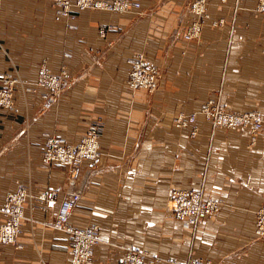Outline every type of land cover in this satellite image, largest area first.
Segmentation results:
<instances>
[{
	"label": "crops",
	"instance_id": "crops-1",
	"mask_svg": "<svg viewBox=\"0 0 264 264\" xmlns=\"http://www.w3.org/2000/svg\"><path fill=\"white\" fill-rule=\"evenodd\" d=\"M122 13L86 10L67 27L48 0H0V72L34 88L39 68L66 70L69 88L51 108L16 86L12 110L0 109V223L8 195L32 197L16 245L0 242V264H67L69 236L50 226L58 202L79 190L76 227L96 224L92 264H120L128 248L206 264H264L255 212L264 199V123L251 140L246 128H216L199 113L209 99L264 118V21L256 0H207L201 36L185 40L192 0H139ZM110 24L106 38L98 28ZM138 54L158 67L153 92L130 86ZM196 113L180 128L178 114ZM98 127L100 157L71 182L68 168L46 162L43 143L57 135L77 144ZM197 129L191 136L192 128ZM198 189L221 206L216 216L185 228L172 213L175 190Z\"/></svg>",
	"mask_w": 264,
	"mask_h": 264
},
{
	"label": "built area",
	"instance_id": "built-area-1",
	"mask_svg": "<svg viewBox=\"0 0 264 264\" xmlns=\"http://www.w3.org/2000/svg\"><path fill=\"white\" fill-rule=\"evenodd\" d=\"M51 9L58 18L66 21L70 27V20L75 18V13L86 10H102L110 13H122L138 10L141 7L139 0H48ZM254 11L264 21V0H256ZM188 12L192 15L183 33L185 40L199 38L204 24L208 21L207 0H192L188 5ZM112 25H101L98 28L99 38H106ZM264 55V45L262 47ZM160 72L157 66L149 64L138 54L130 62L128 82L134 89L142 88L153 92L159 82ZM35 87L29 88L19 76H10L0 72V109L12 110L15 101L16 86L26 93H37L43 101L44 109L54 106L59 98L69 88V79L66 70L61 68L51 70L43 64L35 77ZM205 122L216 128L237 129L246 128L254 141L256 135L262 130L264 118L259 110L236 111L224 106L218 100L209 99L204 102L199 110ZM196 113L178 114L174 116L173 123L180 128L195 123ZM197 129L191 130L195 136ZM43 158L46 162H58L70 168V179L74 182L81 174L85 162H94L100 157L98 144V127L91 125L86 135L77 144H69L63 136H47L43 143ZM31 195L23 189L16 190L8 195L6 206L8 218L0 223V242L16 244L20 233L21 222L24 219L23 205L31 200ZM39 199L45 201L46 208H55V214L50 226L65 232L70 239V247L66 255L67 264H91L95 249L100 243V229L96 224L85 227H76L71 223V215L81 199L79 190L68 192L56 204L51 193H41ZM172 213L185 228L196 226L220 210L221 201L206 196L201 190L184 189L175 190L171 195ZM257 234H264V201L256 211ZM123 264H179L152 257L146 252H130ZM183 264H206L201 259H191Z\"/></svg>",
	"mask_w": 264,
	"mask_h": 264
},
{
	"label": "rangeland",
	"instance_id": "rangeland-1",
	"mask_svg": "<svg viewBox=\"0 0 264 264\" xmlns=\"http://www.w3.org/2000/svg\"><path fill=\"white\" fill-rule=\"evenodd\" d=\"M68 168V167H67ZM68 170H69V174H70V168H68ZM72 182V181H71ZM193 190H198V189H193ZM202 191V190H201ZM203 192V191H202ZM204 193V192H203ZM172 195V194H171ZM207 196V195H206ZM209 197V196H208ZM215 200H219V199H215ZM263 201H264V199H263ZM257 211V210H256ZM218 213H219V211H218ZM217 212L215 213V214H213L212 216H210V217H213V216H216L217 214H218ZM174 215V214H173ZM175 216V215H174ZM210 217H208V218H210ZM177 218V217H176ZM178 219V218H177ZM205 219H207V218H205ZM204 219V220H205ZM203 221V220H202ZM199 223V222H198ZM90 225V224H89ZM98 226V225H97ZM99 227V226H98ZM192 227H194V226H192ZM100 229V228H99ZM255 235H256V239L257 240H264V234L262 235V236H260V235H258L257 234V224H256V212H255ZM100 241H101V239H100ZM2 243H4V242H2ZM4 244H8V243H4ZM100 244V243H99ZM99 244H98V246H99ZM13 245H16V244H13ZM16 246H18V244L16 245ZM96 250V249H95ZM134 251H137V252H146L148 255H150V256H152V257H159V258H161V259H163V260H165V261H167L168 260V262H177V261H175V260H173V259H167V258H162V257H160V256H158V255H155V254H149L147 251H145V250H141V249H138V248H128L127 250H126V253H125V258L120 262V264H123L125 261H126V258H127V255L126 254H128V253H130V252H134ZM94 255H95V252H94ZM93 260H94V258H93ZM191 260V259H190ZM202 260V259H201ZM189 261V260H188ZM202 261H204V260H202ZM187 262V261H186ZM92 263H93V261H92ZM91 263V264H92ZM177 263H179V264H183L182 262H177ZM185 263V262H184Z\"/></svg>",
	"mask_w": 264,
	"mask_h": 264
}]
</instances>
